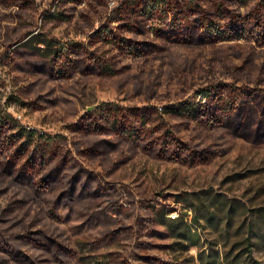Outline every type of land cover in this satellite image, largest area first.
Listing matches in <instances>:
<instances>
[{
    "label": "rangeland",
    "instance_id": "rangeland-1",
    "mask_svg": "<svg viewBox=\"0 0 264 264\" xmlns=\"http://www.w3.org/2000/svg\"><path fill=\"white\" fill-rule=\"evenodd\" d=\"M143 1L0 0V118L52 146L28 172L0 134V264H264V0H195L223 41Z\"/></svg>",
    "mask_w": 264,
    "mask_h": 264
},
{
    "label": "trees",
    "instance_id": "trees-1",
    "mask_svg": "<svg viewBox=\"0 0 264 264\" xmlns=\"http://www.w3.org/2000/svg\"><path fill=\"white\" fill-rule=\"evenodd\" d=\"M250 1L251 0H241L240 4L246 6ZM141 4L148 5L146 6V8H142L139 11L140 14L138 15H140L141 17L152 18L153 16L158 14L163 16L164 20H166V22L168 21V24H170L171 20L172 23L178 20L185 21L184 17H180L179 19L172 18L173 11L178 9L179 14H183L189 11L191 15L198 17V23L199 25H201L200 27H202V35L204 33L210 39H213L215 41L240 38L239 35L228 34L226 36L224 31L218 29V27H216L218 25L208 17L206 10H204L195 0H144ZM226 17V14H222L220 16V19H226ZM187 29L188 28H185L183 30L182 28H178V26H176L173 38L177 39L187 37L188 39H190ZM100 63L101 62L99 60L95 62L93 61L92 63L93 66L97 67V72L99 74H114V70L112 69L110 64L103 63L102 65H100ZM127 111V114H125L124 116L131 117L133 119V123L128 121L127 125L120 124L117 126L118 128L115 127V131L116 133L131 141L139 140L140 137L145 136V131L151 130L150 123L154 122V119L151 118L150 115L153 114V112H148V110L146 109L140 110L139 108H131ZM170 112L174 116L187 115L192 117H199L201 115L200 110L194 104L172 107L170 108ZM114 116L116 121L119 115H117L116 113ZM116 123L119 122L116 121ZM6 131H11V133L7 137L6 143L8 142V147L15 146L13 152L15 163L26 156L27 162H29L27 165V169L29 170H27L28 172H32L31 170H33L34 168L40 167V164L45 162L44 155L49 154L52 151V146L49 142L50 138H47L45 140H36L32 131H27L25 128L19 125H10L5 118H0V134ZM168 137H170V135ZM4 145L5 144H2V148L5 150L6 145ZM180 146L181 144L179 141H172L169 142V144L165 145V149L170 150L172 148L174 151H178L176 149H179ZM38 151L40 152V155H37ZM28 158L30 159V161L28 160ZM50 161L51 159L47 160L45 164L48 165ZM42 181V185L44 186V188L49 190L50 188H47V185L50 182V178L46 176L44 179H42ZM256 264L260 263L257 262Z\"/></svg>",
    "mask_w": 264,
    "mask_h": 264
},
{
    "label": "built area",
    "instance_id": "built-area-1",
    "mask_svg": "<svg viewBox=\"0 0 264 264\" xmlns=\"http://www.w3.org/2000/svg\"><path fill=\"white\" fill-rule=\"evenodd\" d=\"M170 217L171 218H176L177 217V213L175 211H173L171 214H170Z\"/></svg>",
    "mask_w": 264,
    "mask_h": 264
}]
</instances>
